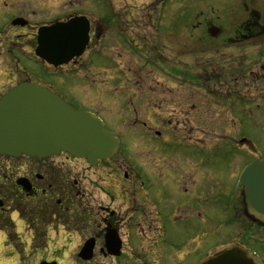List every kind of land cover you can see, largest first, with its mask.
I'll return each instance as SVG.
<instances>
[{
  "label": "flooded vegetation",
  "instance_id": "obj_1",
  "mask_svg": "<svg viewBox=\"0 0 264 264\" xmlns=\"http://www.w3.org/2000/svg\"><path fill=\"white\" fill-rule=\"evenodd\" d=\"M12 1L16 6L9 24L0 26V81L8 75V81L0 83V98L21 82L32 83L19 69L17 51L28 48L39 59L40 27L86 15L91 32L82 55L57 68L39 60L72 75L93 70L101 79L107 67L85 62V55L114 48L129 72L123 82L128 101L114 95V101L106 100L108 104L127 109L128 129L144 136L149 133L163 146L175 140L192 147L193 152H179L172 163L161 153L160 161L138 166L124 158L121 142L115 155L95 164L67 152L19 157L0 154V246L9 250L8 263L197 264L191 254L195 236L173 242L171 230L208 232L216 225L232 230L233 241L210 251L198 264L233 246L245 248L254 264H264V221L251 212L240 182L244 169L264 155V147L256 139L262 128L261 105L255 106L263 98V75L255 76L259 84L253 98L239 91L248 68L246 55L253 53L248 47H259L255 55L264 56V0H240L241 15L231 22L192 18L190 29L198 31L191 33L196 36L195 47L187 40L186 18L179 32L170 36L178 18L162 16L164 2L155 23H149L160 33L149 43L143 42L146 38L140 41L130 27L118 28L122 23L117 22L115 11L111 19L93 22L85 12L70 9L56 20L37 22L32 11L37 0ZM131 18L125 17V21ZM105 19L117 28L112 34L115 37H107L111 28L104 26ZM171 38L175 39L173 45ZM155 73L167 79L160 80ZM92 81L97 102L98 97L103 99L104 90L97 86L96 78ZM41 86L52 90L50 85ZM105 125L110 129L106 121ZM203 138L209 140V147ZM235 169L239 171L238 188L231 196L226 184ZM249 244H255L258 252ZM58 248L76 249L73 263Z\"/></svg>",
  "mask_w": 264,
  "mask_h": 264
},
{
  "label": "rangeland",
  "instance_id": "obj_2",
  "mask_svg": "<svg viewBox=\"0 0 264 264\" xmlns=\"http://www.w3.org/2000/svg\"><path fill=\"white\" fill-rule=\"evenodd\" d=\"M7 1V2H6ZM0 3V26H6L9 24L10 17L15 11L16 6L12 0H6ZM26 1V0H22ZM38 3L32 6V11L36 13L35 17L37 22H47L60 18L64 13H68L71 10L75 9L78 11L87 12L90 18L95 22L98 19L109 18L114 15L113 12H117L119 19L117 22L122 23V26L118 28L130 27L129 31L132 30L134 35H136L140 41L146 40L143 42H153L156 39V35L160 33L159 30H154L149 27V23H155V19L158 17V9L162 6L161 2L164 4L165 9L162 13V16H173L178 18L175 25L172 26L171 32L178 33L180 30V25L183 23V18L188 19L187 25H185L187 40L189 41L190 46L195 47V44L192 43L193 38H196L195 34L198 32L190 29L191 22L194 23L192 18L199 17L200 20L204 21L208 19H220L222 22H231L233 18L240 17V0H48L46 2H40L44 0H37ZM180 7L181 10L175 11L177 7ZM72 7V8H71ZM11 10H10V9ZM153 10H149V9ZM148 9V10H147ZM128 11V12H127ZM175 11V12H174ZM128 15H127V13ZM125 17H132L130 21H125ZM122 18V19H120ZM133 19V20H132ZM173 21V19H171ZM109 20H105L104 26L111 28L107 31V37L112 34H115L114 30L116 27H110L108 24ZM168 28H165L167 30ZM145 34H142V33ZM110 33V34H108ZM112 37H115L112 35ZM133 38L132 36H130ZM119 38V37H118ZM134 39V38H133ZM172 45L175 43V39L171 38ZM114 43V41H113ZM120 47L117 48V50ZM259 47H248V50H253V53L246 55L245 67L246 69L244 79L240 84V89L245 96L253 98L254 93L256 92L257 85L259 84L255 78L256 75H263L264 81V56H261L260 59L255 55V50ZM114 48L104 49L103 52L92 53L90 55H85V62L89 61L92 65H105L108 70H105V73L102 74V78L99 79V76L96 75V72H81L80 74L72 75L66 69L56 70L53 67L43 63L41 60H37L33 55L29 53L28 48H19L17 58L19 59L21 71H25L29 77V80L38 85H50L52 90L60 95L63 98H66L67 101L73 103L74 105L80 107L81 109H90L98 112L107 123V126L111 131H114L115 134L120 138L122 143V154L125 159H128V162L132 166L142 165L148 162L160 161L161 153H165L169 160L168 163H172L178 154L189 153L192 155L193 148L188 147L182 144H177L175 140L168 142L167 144L160 145L155 143L152 135L147 133L145 136L128 129L126 120L129 115L127 114L126 108H119L115 103L112 106L108 104L106 100L114 101L115 96H121L122 99L127 102L128 100L124 97L127 91V85L123 82L126 81L129 72H127V66L121 64L120 59L123 56H120L119 52L113 51ZM125 50V48H124ZM123 50L122 54L125 51ZM165 52H162V54ZM249 53V52H247ZM164 55V54H163ZM125 56V55H124ZM167 57V54H165ZM130 58V57H129ZM133 58L138 59L137 56ZM127 59V58H126ZM185 59V58H183ZM259 59V60H257ZM257 64L256 66H252ZM112 75V77H111ZM160 80L167 79L163 74L158 75L155 73V76ZM94 78L97 79V86L104 90L103 99L98 97L96 102L95 86H93ZM262 80V78H261ZM8 81V75L2 77L0 83H5ZM102 83V84H101ZM168 87V86H166ZM161 91V90H159ZM264 91V86L262 87ZM263 98L260 101L256 102V107L261 105V133L257 132L256 139L258 144L261 147H264V93L261 95ZM253 107V112L255 115H258V112L254 109L253 102H249ZM136 105V104H135ZM247 105V103H246ZM137 106V105H136ZM138 107V106H137ZM115 113V114H114ZM253 115V114H252ZM205 144L209 147L211 143L207 138H203ZM137 147V148H135ZM148 149L144 151V149ZM198 148L195 147L194 150ZM208 149H204L206 151ZM206 153V152H205ZM238 169H235L231 178L227 181L226 187L228 193L232 196L237 191L236 177L238 175ZM218 225V224H217ZM232 230L229 228H218L216 225L208 231L197 230V231H176L171 230V239L173 242H178L177 240H187L190 235L195 236V240L192 246V258L195 260V263L198 264L200 259L204 256H207L210 251L218 250L231 245L232 239ZM202 238V241L200 242ZM249 247L252 250H256L255 244H249ZM9 250L2 248L0 246V264H9V260H6ZM61 252L65 254V258L70 259V262L73 263L74 253L76 249H61L58 248V253ZM63 254V255H64ZM32 256V253L30 254ZM191 258V259H192ZM13 260H11L12 264ZM13 264H18L14 260Z\"/></svg>",
  "mask_w": 264,
  "mask_h": 264
},
{
  "label": "water",
  "instance_id": "obj_3",
  "mask_svg": "<svg viewBox=\"0 0 264 264\" xmlns=\"http://www.w3.org/2000/svg\"><path fill=\"white\" fill-rule=\"evenodd\" d=\"M217 30L214 27L213 32ZM89 33L90 21L86 16L41 27L36 54L58 67L83 54ZM118 149L119 140L99 117L74 109L40 85L20 83L0 99V154L51 156L64 151L95 164L99 158L113 156ZM241 181L251 212L264 221V155L249 165ZM202 264L254 263L248 260L245 249L233 246Z\"/></svg>",
  "mask_w": 264,
  "mask_h": 264
}]
</instances>
